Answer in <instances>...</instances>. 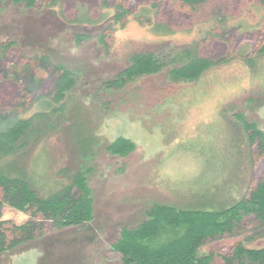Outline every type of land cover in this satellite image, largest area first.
Here are the masks:
<instances>
[{"label":"rangeland","instance_id":"obj_1","mask_svg":"<svg viewBox=\"0 0 264 264\" xmlns=\"http://www.w3.org/2000/svg\"><path fill=\"white\" fill-rule=\"evenodd\" d=\"M117 5L129 11L119 21ZM155 24L170 30L155 31ZM193 43L202 57L222 62L194 81L174 82L163 71L104 89L132 55L171 56ZM263 47L257 0H215L196 10L177 0H48L36 8L0 0V110L18 105L23 76L16 81L15 74L29 62L39 96L53 92L55 75L35 68L32 56L78 74L55 126L28 148L36 191L46 197L86 170L94 207L88 226L48 224L44 235L1 253L0 264H121L112 243L153 204L220 211L248 196L263 177L264 157L247 146L240 118L264 133ZM35 95L21 117L39 111ZM119 137L135 145L126 156L107 149ZM1 211L16 224L29 219L8 205ZM254 219L243 216L230 235L207 240L199 252L214 253L218 263L237 243L263 247Z\"/></svg>","mask_w":264,"mask_h":264},{"label":"trees","instance_id":"obj_2","mask_svg":"<svg viewBox=\"0 0 264 264\" xmlns=\"http://www.w3.org/2000/svg\"><path fill=\"white\" fill-rule=\"evenodd\" d=\"M8 1L36 8L48 0ZM177 1L196 10L215 0ZM257 1L264 6V0ZM116 12L115 21L122 20L129 13L121 5L116 6ZM153 27L155 31L164 33L170 30L156 24ZM10 46L7 43L2 47V56ZM32 62L35 68L43 72L51 69L55 75V84L52 93L39 96L41 81L31 72L29 62L15 74L16 81L23 76L24 91L18 105L0 110V254L44 235L48 224L58 230L79 229L88 226L94 218L93 198L86 170L72 174L69 183L46 197L36 191L35 170L30 165L28 148L37 146L41 140L40 133H46L48 126H55L68 101L67 95L78 80V74L62 64L53 63L46 55L32 56ZM221 62L202 57L197 43H193L191 48L175 51L171 56L152 52L137 53L131 56L129 67L119 73L116 79L106 81L104 89L110 92L125 87L136 78L163 71L174 82L194 81L215 63ZM35 92L39 111L31 117H21L20 108H24L25 102ZM240 120L247 146L249 149L256 146L257 152L264 157V133L243 118ZM134 147L131 140L119 137L107 149L110 154L126 156ZM3 205L27 213L29 219L21 224L2 219ZM144 214L146 218L140 224L121 228L118 238L111 245V250L119 254L121 264H264V246L247 248L243 243H237L228 254H221L218 263H215L214 253L199 252L207 240L230 235L246 215H252L259 222V233L264 240V174L248 196L226 209L183 210L168 204H153Z\"/></svg>","mask_w":264,"mask_h":264}]
</instances>
